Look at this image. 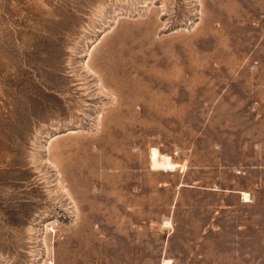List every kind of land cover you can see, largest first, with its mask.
<instances>
[{
    "label": "rangeland",
    "instance_id": "rangeland-1",
    "mask_svg": "<svg viewBox=\"0 0 264 264\" xmlns=\"http://www.w3.org/2000/svg\"><path fill=\"white\" fill-rule=\"evenodd\" d=\"M163 263L264 264V0H0V264Z\"/></svg>",
    "mask_w": 264,
    "mask_h": 264
},
{
    "label": "bare ground",
    "instance_id": "bare-ground-1",
    "mask_svg": "<svg viewBox=\"0 0 264 264\" xmlns=\"http://www.w3.org/2000/svg\"><path fill=\"white\" fill-rule=\"evenodd\" d=\"M161 156V155H160ZM150 157H151V162H152V165L155 166V167H164V168H167V167H171L172 163L169 161L168 157L165 156H161V158H157V152L155 149L152 148L151 150V153H150ZM159 157V155H158ZM174 166V165H173ZM172 166V167H173ZM171 167V168H172ZM175 167V166H174ZM170 168V169H171ZM158 169V168H157ZM169 169V170H170ZM172 170V169H171ZM163 264H167V263H163Z\"/></svg>",
    "mask_w": 264,
    "mask_h": 264
}]
</instances>
